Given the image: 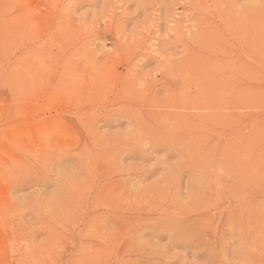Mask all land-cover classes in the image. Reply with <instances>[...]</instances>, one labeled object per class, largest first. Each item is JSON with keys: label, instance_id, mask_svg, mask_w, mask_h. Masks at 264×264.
I'll list each match as a JSON object with an SVG mask.
<instances>
[{"label": "rangeland", "instance_id": "374dc122", "mask_svg": "<svg viewBox=\"0 0 264 264\" xmlns=\"http://www.w3.org/2000/svg\"><path fill=\"white\" fill-rule=\"evenodd\" d=\"M0 264H264V0H0Z\"/></svg>", "mask_w": 264, "mask_h": 264}]
</instances>
